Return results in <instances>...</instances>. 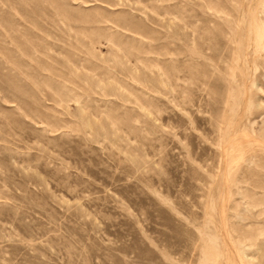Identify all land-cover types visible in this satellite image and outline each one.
Here are the masks:
<instances>
[{
    "label": "rangeland",
    "instance_id": "rangeland-1",
    "mask_svg": "<svg viewBox=\"0 0 264 264\" xmlns=\"http://www.w3.org/2000/svg\"><path fill=\"white\" fill-rule=\"evenodd\" d=\"M263 31L264 0H0V264H264Z\"/></svg>",
    "mask_w": 264,
    "mask_h": 264
},
{
    "label": "bare ground",
    "instance_id": "bare-ground-1",
    "mask_svg": "<svg viewBox=\"0 0 264 264\" xmlns=\"http://www.w3.org/2000/svg\"><path fill=\"white\" fill-rule=\"evenodd\" d=\"M264 32V31H263ZM259 33V32H258ZM261 35V34H260ZM263 36V35H262ZM261 36V37H262ZM263 38V37H262ZM264 39V38H263ZM260 44V43H259ZM245 130V129H244ZM246 138V137H245ZM246 141V140H245ZM247 161V160H246ZM248 162V161H247ZM229 253V252H228ZM228 258V257H227ZM231 258V257H230ZM241 261V260H240ZM241 264H247V263H241ZM250 264V263H249Z\"/></svg>",
    "mask_w": 264,
    "mask_h": 264
}]
</instances>
